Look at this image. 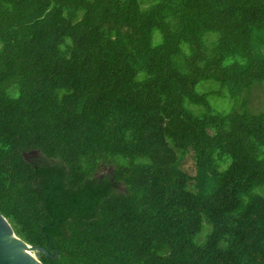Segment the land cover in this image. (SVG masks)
I'll list each match as a JSON object with an SVG mask.
<instances>
[{
	"label": "trees",
	"instance_id": "obj_1",
	"mask_svg": "<svg viewBox=\"0 0 264 264\" xmlns=\"http://www.w3.org/2000/svg\"><path fill=\"white\" fill-rule=\"evenodd\" d=\"M255 86L264 0H0V213L43 264H264Z\"/></svg>",
	"mask_w": 264,
	"mask_h": 264
},
{
	"label": "rangeland",
	"instance_id": "obj_2",
	"mask_svg": "<svg viewBox=\"0 0 264 264\" xmlns=\"http://www.w3.org/2000/svg\"><path fill=\"white\" fill-rule=\"evenodd\" d=\"M216 37V34H213ZM209 41L212 39L210 36H208ZM196 90L198 92H211L212 94H209L207 97L208 103L210 105V108L213 111H219V112H229V111H235V110H241L240 108L243 106L244 97H236V96H230L229 93L225 88H222L219 81L217 80H203L200 81L197 86ZM185 105L187 108H189L194 114L201 115L205 111V107L202 105H193L188 103V101H185ZM248 106L253 111H260L264 108V89L262 86H255L250 94L248 95ZM239 107V108H238ZM36 152H28L25 154V156L28 159H34L36 157ZM182 168L190 175H193L195 172V164H194V158H193V152H189L182 163ZM111 170V166H105L101 168L99 171L102 172H109ZM258 189V188H257ZM261 190L264 191L263 188ZM203 222L208 224V222L203 218ZM211 227V226H210ZM201 229V231L196 234L195 241L200 242L204 241L207 237L208 231H205L207 228ZM33 255L35 258L39 260L38 253L36 251H33Z\"/></svg>",
	"mask_w": 264,
	"mask_h": 264
},
{
	"label": "water",
	"instance_id": "obj_3",
	"mask_svg": "<svg viewBox=\"0 0 264 264\" xmlns=\"http://www.w3.org/2000/svg\"><path fill=\"white\" fill-rule=\"evenodd\" d=\"M26 251L47 253L43 246L30 245L18 237L9 221L0 213V264H43Z\"/></svg>",
	"mask_w": 264,
	"mask_h": 264
},
{
	"label": "bare ground",
	"instance_id": "obj_4",
	"mask_svg": "<svg viewBox=\"0 0 264 264\" xmlns=\"http://www.w3.org/2000/svg\"><path fill=\"white\" fill-rule=\"evenodd\" d=\"M26 252H28V254H29L30 256L34 257V256H33V252H31V251H26Z\"/></svg>",
	"mask_w": 264,
	"mask_h": 264
}]
</instances>
